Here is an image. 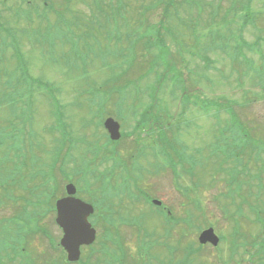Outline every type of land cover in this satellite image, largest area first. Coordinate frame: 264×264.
Segmentation results:
<instances>
[{
    "label": "rangeland",
    "instance_id": "1",
    "mask_svg": "<svg viewBox=\"0 0 264 264\" xmlns=\"http://www.w3.org/2000/svg\"><path fill=\"white\" fill-rule=\"evenodd\" d=\"M77 1L69 9L60 6V1L55 4L48 1L50 7L54 6L50 11L39 0H0V37L10 45L7 53L0 49V127L10 129L7 121L13 117L19 122L20 126H15L19 135H14V141L19 149L22 141L31 146V150L28 147L21 150V159L26 158L17 164L24 176L21 189L29 186V193L35 189L34 195L26 192V199L13 200L15 204L0 203V217L4 221H35L37 226L36 229L30 222L27 238L24 236L23 243L17 244L24 253L18 254L21 256L18 259L13 257L11 263L62 264V253L54 250L61 233L54 225L52 206L63 194L64 185L73 182L81 199L97 207L105 209L114 200L116 211L110 214L106 226L113 238L121 235L118 243L123 264L139 261L166 264L175 246L179 247L182 259L189 254L188 250L198 246L195 228L198 225L205 228L208 224L224 239L216 247L207 245L188 255L187 264H255L258 245L252 242L262 241L260 248H264V0L246 1L247 13L254 19L244 21L241 33L244 40L256 42L250 45V53L234 48L240 41L239 34L227 31V27L239 31L237 27L244 20L238 13L240 7L231 4L232 0H223L217 9L221 13L227 6L233 8L227 25L221 18H210L213 10H207L206 5L203 13H198L203 4H195L197 12L194 7L188 12L181 0L165 13L166 0H145L143 12L142 1L137 0L138 5H128L125 13L128 18H124V13L113 12L109 16L94 13L93 1ZM97 1L104 6L108 0ZM155 1L158 6L153 5ZM190 14L199 19L198 24ZM159 19L161 27L157 26ZM58 22L63 24L60 32ZM6 28L12 34L1 31ZM141 35L146 36L138 38ZM135 40L138 41L134 51H129V42ZM158 54L167 68L165 77L161 76L163 69ZM132 59L135 61L131 62ZM28 74L47 85L30 84ZM19 77L23 82L17 90L7 91L4 83ZM196 97L209 99L207 107L200 103V109L192 108L189 101ZM219 101L226 102L227 111L225 103L218 110ZM183 105L188 110L177 116ZM145 109H154L155 116L161 120L172 118L168 125L174 129L170 140L174 136L172 143L177 149L176 139L190 152L202 149V157L195 159L196 164H188L190 173L202 176V180H191L199 184L191 196L175 192L168 175L159 174L162 165L158 156L146 163L143 146L149 137H144L146 130L134 127L140 111ZM199 110L209 117L198 113ZM107 116H113L121 130L131 135L110 141L99 126L100 120ZM234 127L237 133L232 134L228 130H235ZM235 135L252 144L240 148ZM155 136L152 134L151 143ZM72 137L75 142L69 145ZM227 142L229 151L225 149ZM16 154L0 149V156L8 159ZM56 159L65 169V176L61 168L51 176L45 172L52 169L51 163ZM13 160L3 165L7 175L16 177L13 169L17 160ZM125 163L128 170L124 169ZM31 170L34 171L30 173ZM141 172L147 176L138 178ZM25 177L35 182L30 185ZM43 178L48 180L47 184ZM100 178L118 184L102 183V188L95 192ZM128 180L147 190L150 198L161 200V205L151 204L145 197L134 198L130 185L120 186ZM182 183L188 184L189 180ZM88 190L95 192L93 196H83ZM22 206L25 214L21 213ZM166 207L172 212L167 225L158 212H165ZM99 212L106 216L100 208ZM188 219L190 224L185 221ZM98 224L101 229L107 228L100 221ZM8 225L12 227L8 229ZM13 225L14 222L6 224L3 229L12 231ZM115 230L121 234L117 235ZM43 233L55 244L47 248L49 242ZM232 238L242 248L238 247L230 258ZM104 241L107 244L101 245L105 249L117 252L110 240ZM99 246L85 249L90 264L98 258L95 250ZM103 259L110 261L107 256Z\"/></svg>",
    "mask_w": 264,
    "mask_h": 264
},
{
    "label": "water",
    "instance_id": "2",
    "mask_svg": "<svg viewBox=\"0 0 264 264\" xmlns=\"http://www.w3.org/2000/svg\"><path fill=\"white\" fill-rule=\"evenodd\" d=\"M105 124L111 133V137L117 139L119 137L117 123L112 119H107ZM73 189L71 185L67 186L68 193L73 192ZM56 208L58 212L57 222L62 225L64 232L60 243L67 250L68 258L74 260L79 254L78 246L81 243H90L94 238V230L90 228L86 219L92 211V207L74 198H64L57 201ZM198 238L201 243L210 241L216 244L218 241L212 228L203 230Z\"/></svg>",
    "mask_w": 264,
    "mask_h": 264
},
{
    "label": "flooded vegetation",
    "instance_id": "3",
    "mask_svg": "<svg viewBox=\"0 0 264 264\" xmlns=\"http://www.w3.org/2000/svg\"><path fill=\"white\" fill-rule=\"evenodd\" d=\"M27 1H31V0H27ZM34 2L37 1V0H33ZM42 3L44 4H48V1H53V4H55L57 1H60V6H66L68 3L70 4H73L75 2H78L77 0H41ZM162 122V120L160 119V117H158L157 119V123H158V128L160 127L159 123ZM163 137L162 134H159L158 135V140H157V144L158 145H161L163 143V141L161 140V138ZM1 231H0V234L1 232L3 231V224H1ZM10 240L12 241H15V238H11L9 237ZM89 246V245H88ZM88 246H81L80 247V258L76 261V262H72V264H90L89 263V258H88V255H83V250L87 249ZM14 249V248H13ZM96 256H98V258L94 261V264H105L101 255L100 254H95ZM240 255V254H239ZM24 262H21V264H23ZM6 264H12L9 262V259L6 261ZM64 264H71V263H68V262H65ZM113 264V263H112ZM115 264V263H114ZM176 264H179V260L176 262Z\"/></svg>",
    "mask_w": 264,
    "mask_h": 264
},
{
    "label": "trees",
    "instance_id": "4",
    "mask_svg": "<svg viewBox=\"0 0 264 264\" xmlns=\"http://www.w3.org/2000/svg\"><path fill=\"white\" fill-rule=\"evenodd\" d=\"M155 4H156V1H155V2H153V5H155ZM148 5H149V7H150V6H152V4H151V3H149ZM143 6H146V5H143ZM169 6H170V2H169V3H167L165 7L167 8V7H169ZM151 8H152V7H151ZM151 8H150V9H151ZM148 9H149V8H148ZM139 37H142V36H138V38H139ZM138 40H139V39H138ZM138 40H135V41L129 42V47H134L135 43H136ZM3 43H4V45H6V44H7V42H6V41H4Z\"/></svg>",
    "mask_w": 264,
    "mask_h": 264
}]
</instances>
